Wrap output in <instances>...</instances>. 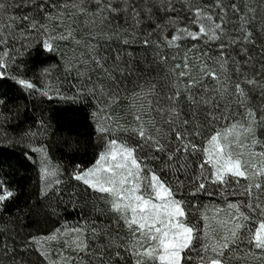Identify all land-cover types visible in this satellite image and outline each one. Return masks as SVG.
<instances>
[{
    "label": "snow or ice",
    "instance_id": "obj_1",
    "mask_svg": "<svg viewBox=\"0 0 264 264\" xmlns=\"http://www.w3.org/2000/svg\"><path fill=\"white\" fill-rule=\"evenodd\" d=\"M0 264H264V0H0Z\"/></svg>",
    "mask_w": 264,
    "mask_h": 264
}]
</instances>
